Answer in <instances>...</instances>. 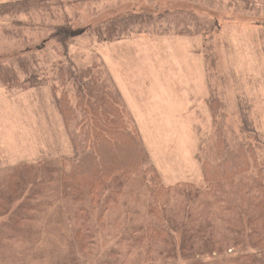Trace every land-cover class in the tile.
Segmentation results:
<instances>
[{"label": "rangeland", "instance_id": "374dc122", "mask_svg": "<svg viewBox=\"0 0 264 264\" xmlns=\"http://www.w3.org/2000/svg\"><path fill=\"white\" fill-rule=\"evenodd\" d=\"M47 2V9H31L15 19L0 16V77L12 82L7 70L15 64L13 61L17 57L25 59L27 64L23 71L18 65H13L17 80L13 81L12 87L4 86L0 79V188L15 181L18 176L15 169L19 164L42 161L39 170L46 182L40 188L47 199L39 204L44 212L36 215V219L71 223L75 221L74 213L80 205L90 209L89 203L73 205L68 199L63 200L61 213L56 209L60 157H72L73 147L71 124L65 126L55 98L64 88L66 97L74 104L80 87L79 83H59L54 74V66L59 67L58 61H66L63 48L57 39H53L55 31L60 29L70 30L72 39L68 42V55L75 66L79 69L87 65L101 67L103 76L109 81L111 79L117 87L115 90L121 93L126 107L125 114L138 132L148 160L166 188L178 183L192 184L199 195L206 197L204 202L214 206L212 201L216 192L207 194L204 191L202 164L206 160L216 161L217 127L228 130V139L246 143L252 148L255 159L264 162V12L259 15L255 11L249 12L248 7L237 0H219L212 8L206 4L199 5L201 2L192 5L186 0L184 5L197 15L216 20L218 29L209 40L203 36H174L171 31L161 33L165 28L159 25L163 22H155L154 27H137L124 32L118 41L102 42L101 35L113 19L124 18L128 13L173 12L178 4L170 0ZM118 26L111 25L110 29H120ZM50 33V39L46 38ZM31 55L46 72V81L33 86L26 82L25 74L35 69ZM57 56L61 59L58 60ZM108 80L104 82L110 90ZM216 100L221 108L222 125L210 112V102ZM244 121L245 130L241 134L239 128ZM255 178L256 172L250 171L236 178L232 187L223 184V193L226 196L242 191L241 184H253L255 187ZM137 179H134V184L121 187L118 196V208L125 213L126 209L133 213L127 219L130 229L150 221V218H145L149 199L147 188ZM111 185L104 200L112 198L119 190H113L115 183ZM181 204L186 208L189 206L185 196L181 201H169L166 214L171 215V220L175 221L177 215L174 209L182 210ZM204 204L194 209L186 228L205 220L208 211ZM100 214L94 208L87 220L96 225ZM116 214L117 211L107 213L102 222L111 226ZM96 229L99 230L97 225ZM110 229L99 232L97 254L84 264L96 263L95 258L105 259L104 253L115 250L118 240L122 242L123 231L112 233ZM170 229L178 250L181 233L176 232L175 224ZM4 230L13 239L21 234L20 230L14 235ZM247 232L250 233L249 229ZM70 238H64L65 242ZM53 243L57 242L49 237L46 245ZM10 246L7 254L11 264L20 263V257L16 256L18 246ZM125 246L120 249L124 247L123 251H126ZM140 251L145 255L143 248ZM233 252L227 256L233 258ZM161 253H164L162 246ZM78 256L76 248L68 245L62 259L82 264ZM1 259L2 253L0 264H5ZM32 260L34 257H27L26 261ZM116 262L141 264L133 256L118 258ZM35 263L41 262L36 259ZM164 264L187 263L171 260Z\"/></svg>", "mask_w": 264, "mask_h": 264}, {"label": "trees", "instance_id": "16d2710c", "mask_svg": "<svg viewBox=\"0 0 264 264\" xmlns=\"http://www.w3.org/2000/svg\"><path fill=\"white\" fill-rule=\"evenodd\" d=\"M47 1L49 0H0V16L15 19L22 13L30 12L31 9L45 10L48 8ZM170 1L178 4L173 12H142L130 15L128 13L124 18L113 19L104 30V34L108 35L102 34L101 41H118L125 35L124 32H130L137 27H154L155 22H163L159 25L160 28H165L161 33L171 31L179 36H203L208 40L218 29L216 20L194 13L184 5L186 0ZM188 1L192 5L201 2L199 5L206 4L212 8L219 0ZM237 1L246 5L249 12L255 11L258 15L264 12V0ZM154 6L156 8L155 3ZM111 25H119L121 28L110 29ZM52 33L46 38L50 39ZM55 33L53 39H57L56 42L63 48L66 61L62 62L59 60L61 57L57 56L59 67L54 66V74L57 75L59 83L80 84L74 104L66 97L64 88L61 91L64 93L55 98L65 126L71 124L70 137L73 147L72 157H60L61 166L57 182L59 201L56 209L61 213L62 202L67 199L73 205L89 203L90 209L80 205L75 213L72 212L76 219L71 223L51 220L44 222L36 219V215L44 212L39 204L47 199L40 188L46 182L39 170L43 162L19 164L20 166L15 169L18 171L15 181L0 188L1 262L11 264L7 252L11 249L10 245L16 244L18 246L16 256L21 259L20 263L16 264H36V259L41 262L40 264H74L62 259L64 250H67L68 245H72L84 264L97 254L99 232H104L110 227L112 233L123 231L122 242L118 240L113 248L115 250L104 253L105 259L95 258L94 264H118L116 262L118 258L132 256L141 264H164L171 260L187 264H264V162L255 159L252 148L243 141L228 139L227 129L216 128V161L206 160L202 164L204 191L207 194L216 192V198L212 201L214 206L205 203L206 197L203 194L199 195L192 184L178 183L174 187L166 188L149 162L138 132L125 114L126 107L122 103L121 93L115 90L117 87L111 79L109 81L105 75L103 76L101 67L87 65L86 68L79 69L75 66L68 55V42L72 39L69 29H60ZM40 47H43V44ZM31 57L35 69L25 74L26 82L33 86L46 81V72L42 71L35 56ZM24 61L25 59L17 57L13 65H18L23 71L27 65ZM13 65L7 70L12 76V82L8 83L6 77H0L6 87L7 84L8 87H12L13 81L17 80ZM104 80L110 82L108 83L111 84V91ZM217 101L210 102V112L214 118L217 116L222 125L221 108ZM101 121L102 124L99 123ZM245 122L239 128L241 134L245 130L243 128ZM250 171L256 172V186L241 184L242 191L228 193L225 196L222 185L228 184L227 186L232 187L236 178ZM136 178L147 188L149 199L145 206V218H150V221L140 224L136 229H130L127 219L133 213L128 209L125 213L118 208V196L121 187L134 184ZM111 183L116 185L113 190L117 188L119 190L112 198L107 197L104 200L112 187ZM182 196H185L189 206L186 208L181 204L182 210L174 209L178 216L176 215L173 221L171 215L166 214L167 206L171 199L181 201ZM218 203L221 205L217 206ZM202 204L208 211L205 220L186 228L192 212ZM94 208L101 213L96 224L99 230L87 220L89 212ZM112 211H117V214L114 223L109 226L107 222H102V219ZM173 224L176 232L181 233L178 250L170 229ZM254 225L257 226L256 229ZM4 229L13 235L20 230L21 234L13 239ZM248 229L250 233L247 232ZM70 236L69 242L66 243L64 238ZM49 237L57 243L46 245ZM123 245H126V251H123L124 247L120 249ZM161 246L164 253H161ZM141 248L145 250V255L140 251ZM232 252L233 258L227 256ZM27 257L28 259L34 257L35 260L27 262Z\"/></svg>", "mask_w": 264, "mask_h": 264}, {"label": "crops", "instance_id": "0c3cea01", "mask_svg": "<svg viewBox=\"0 0 264 264\" xmlns=\"http://www.w3.org/2000/svg\"><path fill=\"white\" fill-rule=\"evenodd\" d=\"M174 36H176V35H174ZM177 36H179V35H177ZM182 37V36H181Z\"/></svg>", "mask_w": 264, "mask_h": 264}]
</instances>
